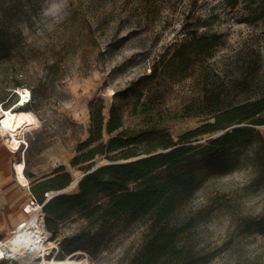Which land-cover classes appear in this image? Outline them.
Segmentation results:
<instances>
[{"label": "rangeland", "instance_id": "1", "mask_svg": "<svg viewBox=\"0 0 264 264\" xmlns=\"http://www.w3.org/2000/svg\"><path fill=\"white\" fill-rule=\"evenodd\" d=\"M257 6L249 0L236 6L226 0H0V99L6 102L3 107L13 108L20 98L16 81L21 79L19 87L32 93L23 107L39 119L38 125L20 134L28 145L16 153L0 137L5 149L0 146V160L6 167L24 160L29 185L59 165L77 180L86 171L71 161L89 136L90 104L96 100L103 101L107 117L116 103L126 128L156 127L176 141L184 140L185 133L210 117V96L247 72L259 51L264 61V20L246 21ZM214 35L220 37L219 44L205 57L199 52L200 39ZM153 67L158 73L149 77ZM260 75L264 80V63ZM259 128L264 134V125ZM220 132L184 143L196 145L198 151L199 144ZM104 159L108 158L98 157L95 164ZM197 175L198 187L172 215L173 223L194 217L179 244L211 255L200 264H264V234L248 230L243 222L264 213V186L253 183V167L242 158L230 172L200 167ZM72 182L64 193L78 190ZM19 185L25 202L29 186ZM12 197L0 207V224L14 215ZM96 199L108 201L104 194ZM88 221L77 211L61 223L58 235L52 234L59 250L45 257L57 253V258H88L91 264H132L145 240L149 217L94 227ZM80 232L72 249L62 246L66 237ZM42 258L38 254L26 262L0 264H36Z\"/></svg>", "mask_w": 264, "mask_h": 264}, {"label": "trees", "instance_id": "2", "mask_svg": "<svg viewBox=\"0 0 264 264\" xmlns=\"http://www.w3.org/2000/svg\"><path fill=\"white\" fill-rule=\"evenodd\" d=\"M243 0H226L236 6ZM245 1V0H244ZM258 6L246 19L248 22L264 20V0H249ZM197 38L194 37V39ZM220 37H202L200 54L210 57L219 44ZM262 55L250 61L248 70L234 79L223 91L208 98L211 102L210 117L194 131L185 133L181 139L214 134L235 124H241L214 135L196 145L176 141L171 134L159 128H126L121 108L113 103L108 117L104 113L103 101L90 104L89 136L82 141L79 155L71 161L87 171L95 165L100 156L109 160L127 159L148 154L163 148L159 153L121 164L105 165L84 176L78 183V190L62 193L52 198L44 207L46 226L54 237L58 235L61 223L71 219L75 212L87 218L88 226H104L111 221L126 218L128 222L149 217V228L145 240L132 260V264H200L206 263L211 255L200 254L187 245H180V237L189 231L194 217L174 222L172 215L180 204L199 184L198 168L211 172H230L237 168L242 158L254 169L253 183L264 186V134L259 127L264 125V80L260 75L263 67ZM158 68L153 67L149 77H155ZM21 79L16 84L23 86ZM236 90L231 94L228 89ZM14 94H16L14 92ZM6 104L4 98L0 99ZM25 109L24 107H21ZM30 109V108H27ZM105 133L109 138L105 139ZM158 136L148 147L141 143ZM83 164V165H81ZM31 176V175H30ZM72 173L65 165L30 184L34 196L43 202L46 192L70 186ZM108 197L106 203L96 199L97 195ZM248 230L255 229L264 234V213L244 221ZM81 232L66 237L62 243L67 250L81 238Z\"/></svg>", "mask_w": 264, "mask_h": 264}, {"label": "bare ground", "instance_id": "3", "mask_svg": "<svg viewBox=\"0 0 264 264\" xmlns=\"http://www.w3.org/2000/svg\"><path fill=\"white\" fill-rule=\"evenodd\" d=\"M22 95L20 96L19 100L21 102L13 108H5L3 105L0 104V136L4 138L8 146L12 150H19L21 139L20 134L28 128L34 127L38 125L39 119L34 111L30 109H22L20 108L21 105H25V102L29 99V89L27 90H20ZM19 108H16L18 107ZM107 162V159L101 160L98 163L103 165ZM16 178L18 182L26 186L29 184V178L26 175V163L23 160H16L14 163ZM76 180L72 182V185H76ZM32 223L35 227L36 232L32 234V236L26 240H21L19 238H12V242L9 243L10 250L16 254L17 257L21 259L22 262H26L29 259H33L39 253L44 255L43 250L46 249V245L51 248L54 245V242L48 238L49 234L43 232L42 227L40 226L38 217H35L32 220ZM44 233V235H43ZM45 242H42V241ZM37 241H40L37 243ZM47 242V243H46ZM26 244L29 245L30 250L32 251L30 255L27 253H23L22 248ZM47 250H45L46 253ZM0 255H3V251L0 249ZM36 264H91L88 258L83 259H75L71 258L70 256L66 258H47L43 256L41 260H39Z\"/></svg>", "mask_w": 264, "mask_h": 264}, {"label": "built area", "instance_id": "4", "mask_svg": "<svg viewBox=\"0 0 264 264\" xmlns=\"http://www.w3.org/2000/svg\"><path fill=\"white\" fill-rule=\"evenodd\" d=\"M21 89L27 90L28 88L18 87L17 89H15V92H17L19 94V96L22 95V93L20 92ZM29 93H30L29 99L25 102V105L29 104L32 100V93H31L30 89H29ZM21 99L20 100L18 99V101H17L18 103L15 106H17L19 104V102H21ZM25 105H21L20 108L25 106ZM27 145H28V142L25 139H21L20 148L23 146L25 147ZM25 171H26V169H25ZM29 191H30V195H29L27 201L25 202V204L23 206V212L25 214L24 218L17 224V226L14 228V231L9 236L4 237V238H0V249L3 251V255L2 256L0 255V261H2V260L13 261L14 259H17V260L20 259L19 257L16 256V254H14L10 250L9 243L12 242V238L13 239L19 238L21 240H26V239L30 238L32 236V234H34L36 232L35 227L32 223V220L35 217H38V220H39L40 226L43 229V232L46 233V231H47L49 234L48 238H50V240H52L54 242V245L51 248H49V246L46 245V249H45V250H47L46 253H50L54 248L59 250L57 239H53L52 233L48 230V228L46 226L45 212H44V207H45L46 201L48 199H50L55 192H53V191L46 192L45 201L40 202L36 198V196H34L30 187H29ZM44 233H43V235H44ZM39 242L40 241H37V243H39ZM42 242H45V241L43 240ZM45 250H43L44 255H42V256H45V254H46ZM22 251H23V253H27V255H30L32 252L30 250L28 244L23 246ZM56 256H57V253L55 254L54 257H56ZM70 257H71V255H70Z\"/></svg>", "mask_w": 264, "mask_h": 264}, {"label": "crops", "instance_id": "5", "mask_svg": "<svg viewBox=\"0 0 264 264\" xmlns=\"http://www.w3.org/2000/svg\"><path fill=\"white\" fill-rule=\"evenodd\" d=\"M0 137H2V136H0ZM1 148H3V147L1 146ZM10 150L13 153H16L15 150H12L11 148H10ZM5 170H8L10 172L11 176H9L8 171L6 172ZM19 184L20 183L18 182V180L16 178L14 164L12 167L11 166L6 167V163L0 160V207L8 205L11 202L10 196H12V195H13L12 206L14 207L13 217L6 220L5 223L1 222V224H0V234H6L5 236H2L0 238H4V237L9 236V232L12 229H14L17 226V224L25 216V214L23 212V206H24L25 202L27 201V199L24 202L23 190ZM26 186L30 187L29 184ZM1 218H2V212L0 210V219Z\"/></svg>", "mask_w": 264, "mask_h": 264}, {"label": "water", "instance_id": "6", "mask_svg": "<svg viewBox=\"0 0 264 264\" xmlns=\"http://www.w3.org/2000/svg\"><path fill=\"white\" fill-rule=\"evenodd\" d=\"M239 125H241V124H235V125H232L231 127H228V128H226L225 130L221 131L219 134L225 132L226 130H228V129H230V128H233V127H235V126H239ZM257 127H260V126H257ZM161 151H162V150H160V151H156V152H153V153H150V154H143V155H139V156H135V157L127 158V159H119V160H109V159H107V162H106L105 164L101 165V164L97 163V164H95L92 168H90L89 170H87L85 173H82V174H81V177L78 178V179L76 180V182H77V184H78V183L80 182V180H81L84 176L88 175L89 173L94 172L95 170H97L98 168H100V167H102V166L110 165V164H121V163H127V162H131V161L139 160V159H142V158H145V157L151 156V155H153V154L159 153V152H161ZM65 189H66V188L61 189V190L55 192V193L53 194V196H52L50 199H48V200L46 201L45 205H46V204H47L52 198L58 196L59 194L64 193V190H65Z\"/></svg>", "mask_w": 264, "mask_h": 264}]
</instances>
